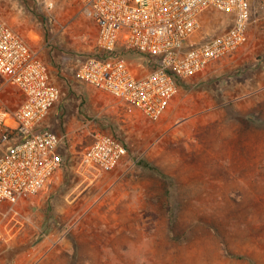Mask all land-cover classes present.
I'll return each mask as SVG.
<instances>
[{"label":"rangeland","instance_id":"obj_1","mask_svg":"<svg viewBox=\"0 0 264 264\" xmlns=\"http://www.w3.org/2000/svg\"><path fill=\"white\" fill-rule=\"evenodd\" d=\"M263 1L248 42L182 80L154 120L77 76L81 57L102 52L78 0H0V19L51 67L61 97L46 124L67 135L49 186L6 216L0 264H264ZM232 23L211 8L193 39ZM22 100L0 76V108ZM98 130L128 147L112 170L84 159Z\"/></svg>","mask_w":264,"mask_h":264},{"label":"built area","instance_id":"obj_2","mask_svg":"<svg viewBox=\"0 0 264 264\" xmlns=\"http://www.w3.org/2000/svg\"><path fill=\"white\" fill-rule=\"evenodd\" d=\"M78 1L82 12L96 21L102 52L81 57L77 76L154 120L178 93L179 79L204 73L248 42L253 17L252 0ZM211 8L230 14L232 25L204 40L193 39L203 13ZM0 76L23 95L16 109L0 108L1 252L6 216L21 199L49 186L62 164L67 135L46 124L61 97L49 63L5 19H0ZM127 152L122 139L98 130L84 159L112 170Z\"/></svg>","mask_w":264,"mask_h":264},{"label":"crops","instance_id":"obj_3","mask_svg":"<svg viewBox=\"0 0 264 264\" xmlns=\"http://www.w3.org/2000/svg\"><path fill=\"white\" fill-rule=\"evenodd\" d=\"M120 248L123 251H126L127 250L126 245H122V246H120ZM74 251H75L76 255H78V253H82L81 248L79 246V243H76L75 248H74Z\"/></svg>","mask_w":264,"mask_h":264},{"label":"trees","instance_id":"obj_4","mask_svg":"<svg viewBox=\"0 0 264 264\" xmlns=\"http://www.w3.org/2000/svg\"><path fill=\"white\" fill-rule=\"evenodd\" d=\"M132 55H134L132 52H131ZM181 83V80L179 79V84Z\"/></svg>","mask_w":264,"mask_h":264}]
</instances>
